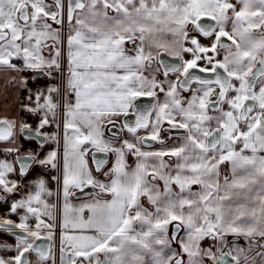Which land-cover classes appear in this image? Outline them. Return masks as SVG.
Listing matches in <instances>:
<instances>
[{"label": "snow or ice", "instance_id": "6c2138e0", "mask_svg": "<svg viewBox=\"0 0 264 264\" xmlns=\"http://www.w3.org/2000/svg\"><path fill=\"white\" fill-rule=\"evenodd\" d=\"M0 113V264H264V0H0Z\"/></svg>", "mask_w": 264, "mask_h": 264}, {"label": "crops", "instance_id": "0c3cea01", "mask_svg": "<svg viewBox=\"0 0 264 264\" xmlns=\"http://www.w3.org/2000/svg\"><path fill=\"white\" fill-rule=\"evenodd\" d=\"M3 211V209H0V212H2ZM13 219H16V217H13Z\"/></svg>", "mask_w": 264, "mask_h": 264}, {"label": "water", "instance_id": "95a60500", "mask_svg": "<svg viewBox=\"0 0 264 264\" xmlns=\"http://www.w3.org/2000/svg\"><path fill=\"white\" fill-rule=\"evenodd\" d=\"M40 243H47L46 241H41Z\"/></svg>", "mask_w": 264, "mask_h": 264}, {"label": "rangeland", "instance_id": "374dc122", "mask_svg": "<svg viewBox=\"0 0 264 264\" xmlns=\"http://www.w3.org/2000/svg\"><path fill=\"white\" fill-rule=\"evenodd\" d=\"M0 114H2V113H0Z\"/></svg>", "mask_w": 264, "mask_h": 264}]
</instances>
